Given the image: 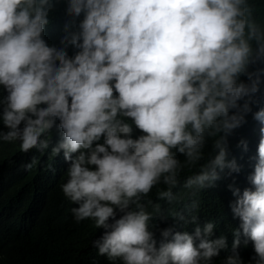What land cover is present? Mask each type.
<instances>
[{"label":"clouds","instance_id":"9594fccd","mask_svg":"<svg viewBox=\"0 0 264 264\" xmlns=\"http://www.w3.org/2000/svg\"><path fill=\"white\" fill-rule=\"evenodd\" d=\"M51 8L50 0H0V141L43 152L58 131L51 151L68 164L62 192L77 205L75 222L103 230L92 246L111 264H212L228 249L227 237L212 238L213 223L191 234L163 229L157 246L150 221L160 205L149 212L141 201L161 184L159 199H179L172 190L181 173L198 165L183 185L193 196L225 170L238 174L228 138L252 114L261 125L257 155L250 187L229 185L239 227L223 264H244L241 237L252 243L249 264H264V108L252 111L261 73L250 70L264 62V20L254 6L69 0L59 47L44 39ZM133 125L143 133L135 139ZM208 141L214 155L200 164ZM240 146L247 151L246 141Z\"/></svg>","mask_w":264,"mask_h":264},{"label":"trees","instance_id":"16d2710c","mask_svg":"<svg viewBox=\"0 0 264 264\" xmlns=\"http://www.w3.org/2000/svg\"><path fill=\"white\" fill-rule=\"evenodd\" d=\"M256 9V15L264 20V0H249ZM52 8L49 12V24L45 28L44 39L49 46L60 45L64 36V26L72 18L66 9L69 0H50ZM82 19V17H81ZM69 49V56L74 54ZM251 71H259V91L253 97V113L264 108V62L253 66ZM246 81V77L242 76ZM7 93L0 86V97ZM126 122L132 123L130 118ZM261 125L253 119L252 114L246 117V123L236 129L228 138V159H236L241 166L240 172L228 175V171L220 173V179L212 187L202 189L196 196L191 190L184 188V183L190 175L195 174L199 165L191 171L181 173L179 184L174 188L173 195L179 199L169 203L158 198L157 188L163 189V184L153 188L143 200L147 211L153 212L154 205H160V213L155 214L150 221V230L154 233L157 246L163 239L160 235L163 229L173 232L193 233L195 227L209 222L214 224L213 239L223 235L227 237L228 249L222 250L213 259L212 264H223L225 258L232 254L233 230L239 227V220L234 219L229 204L235 200L229 185L239 188L241 192L250 187L247 177L252 173L257 155ZM0 130L3 129L0 123ZM133 125V139L142 135ZM59 133L55 129L49 135L50 146L41 152L36 149L24 153L20 150L19 141L8 143L0 141V264H111L104 256H99L92 246V241L98 238L103 230L97 229L92 220L75 222L71 209L77 207L65 198L62 185L67 182V168L63 155H55L51 149ZM247 142V151L240 146V141ZM101 143L103 140L100 141ZM175 151V150H174ZM205 160L214 155L212 142L208 141L203 149ZM37 163L32 168L26 165ZM177 158L183 162L184 156L177 153ZM193 200L196 207L193 208ZM151 201V204H148ZM183 216V219L180 217ZM197 218L192 223V217ZM170 239V238H169ZM238 249L244 264H249L254 255L252 243H243Z\"/></svg>","mask_w":264,"mask_h":264}]
</instances>
